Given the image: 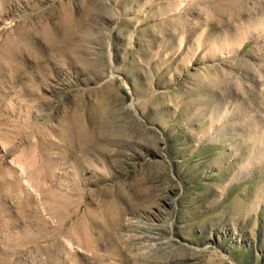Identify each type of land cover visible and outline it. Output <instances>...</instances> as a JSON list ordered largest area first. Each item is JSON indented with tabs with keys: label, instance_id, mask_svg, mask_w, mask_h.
Returning a JSON list of instances; mask_svg holds the SVG:
<instances>
[{
	"label": "rangeland",
	"instance_id": "rangeland-1",
	"mask_svg": "<svg viewBox=\"0 0 264 264\" xmlns=\"http://www.w3.org/2000/svg\"><path fill=\"white\" fill-rule=\"evenodd\" d=\"M0 264H264V0H0Z\"/></svg>",
	"mask_w": 264,
	"mask_h": 264
}]
</instances>
